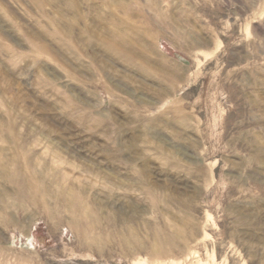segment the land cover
Here are the masks:
<instances>
[{"label": "rangeland", "instance_id": "374dc122", "mask_svg": "<svg viewBox=\"0 0 264 264\" xmlns=\"http://www.w3.org/2000/svg\"><path fill=\"white\" fill-rule=\"evenodd\" d=\"M0 264H264V0H0Z\"/></svg>", "mask_w": 264, "mask_h": 264}, {"label": "bare ground", "instance_id": "6f19581e", "mask_svg": "<svg viewBox=\"0 0 264 264\" xmlns=\"http://www.w3.org/2000/svg\"><path fill=\"white\" fill-rule=\"evenodd\" d=\"M235 212V211H234ZM117 214V213H116ZM241 214V213H240ZM168 224V223H167ZM164 231V230H163ZM196 231V230H195ZM238 233V232H237ZM191 234V233H190ZM163 235V234H162ZM161 237V236H160ZM165 237V236H164ZM166 237H167V235H166ZM181 237V236H180ZM166 239V238H165ZM190 239V238H189ZM161 240V239H160ZM170 240V239H169ZM159 241V240H158ZM161 242H162V240H161ZM165 243H166V241H165ZM163 244V243H162ZM169 246H170V244H168ZM174 245V244H173ZM172 247V246H171ZM170 250V249H169ZM171 251V250H170ZM166 252V251H165Z\"/></svg>", "mask_w": 264, "mask_h": 264}]
</instances>
